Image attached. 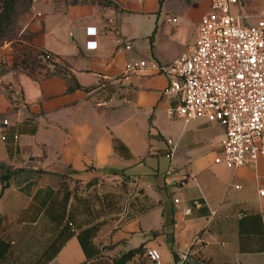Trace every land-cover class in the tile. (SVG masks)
I'll return each instance as SVG.
<instances>
[{
  "label": "crops",
  "instance_id": "crops-1",
  "mask_svg": "<svg viewBox=\"0 0 264 264\" xmlns=\"http://www.w3.org/2000/svg\"><path fill=\"white\" fill-rule=\"evenodd\" d=\"M112 1L30 0L17 13L16 33L31 32L28 41L56 54L66 76L11 69V40L0 43V162L16 169L0 180L2 232L16 244L11 264H118L138 246L120 264H152L147 246L162 264L174 263L172 249L264 264V156L234 168L214 162L223 126L169 116L160 94L167 76L123 70L187 48L209 0ZM262 5L237 0L231 11L253 22ZM183 171L191 177L178 185Z\"/></svg>",
  "mask_w": 264,
  "mask_h": 264
},
{
  "label": "built area",
  "instance_id": "built-area-1",
  "mask_svg": "<svg viewBox=\"0 0 264 264\" xmlns=\"http://www.w3.org/2000/svg\"><path fill=\"white\" fill-rule=\"evenodd\" d=\"M236 1L209 0L193 41L169 61L139 58L126 61L123 67L124 71L149 67L167 76L160 94L170 99L169 116L220 123L223 134L213 161L228 168L264 156V0L250 23L244 19L251 13L231 11ZM118 42L123 48L130 47L129 42ZM2 121L6 123L5 118ZM165 142L172 145L170 137ZM190 177V172L183 171L177 184L183 185ZM257 194L264 195V182L257 186ZM191 204L199 206L200 202L193 199ZM190 208L185 206L182 211L189 213ZM144 251L152 264H162L157 247L147 246Z\"/></svg>",
  "mask_w": 264,
  "mask_h": 264
},
{
  "label": "trees",
  "instance_id": "trees-1",
  "mask_svg": "<svg viewBox=\"0 0 264 264\" xmlns=\"http://www.w3.org/2000/svg\"><path fill=\"white\" fill-rule=\"evenodd\" d=\"M65 3H74L78 0H63ZM84 1V0H79ZM98 3L103 5H112L116 6V3L112 0H96ZM30 0H0V43L2 40L7 39L11 40L12 43V50H11V57L9 67L11 69H35L36 67L41 65V61H47L49 63H55L56 67L47 69L46 74L50 72H56L62 76H66V69L64 65L59 62L54 61V57L56 54L51 52L48 49L37 47L33 45L31 42L28 41V34L31 32L25 30L19 34L15 31V18L19 11L24 10L29 5ZM9 32H12L9 35ZM9 36H8V35ZM71 85L69 84L67 88H70ZM0 168L3 171H0V180H5L10 175L11 172L15 171L16 169L10 168L8 165L0 162ZM6 185V182H1L0 184V193L2 188ZM167 214V213H166ZM165 222L171 223L172 217L170 214L165 215ZM170 233V232H169ZM168 239L172 244V236L171 233L169 234ZM172 248V245H170ZM138 247L128 249L125 251L116 262L120 264L124 259H126L131 253L138 250ZM16 251V244L12 240L10 236H8L5 232H2V216L0 214V264H11L14 258V254ZM172 251V255L174 258L173 264H218L211 262L209 259L206 258H187V257H178L177 254Z\"/></svg>",
  "mask_w": 264,
  "mask_h": 264
},
{
  "label": "rangeland",
  "instance_id": "rangeland-1",
  "mask_svg": "<svg viewBox=\"0 0 264 264\" xmlns=\"http://www.w3.org/2000/svg\"><path fill=\"white\" fill-rule=\"evenodd\" d=\"M254 17H248V18H245L244 19V22H248V23H250V22H252V19H253ZM12 32H9V35L11 34ZM8 35V34H7ZM8 35V36H9ZM48 64V65H47ZM42 70H46V69H51V68H54V67H56V65H55V63H53V62H51V63H49V62H47V61H44V60H42L41 61V65L39 66ZM214 132V131H213ZM217 154H219V152H217ZM216 154V155H217ZM2 181H4V180H2Z\"/></svg>",
  "mask_w": 264,
  "mask_h": 264
}]
</instances>
